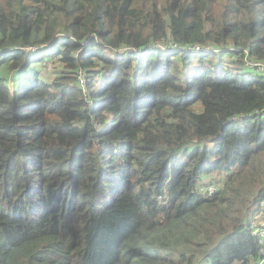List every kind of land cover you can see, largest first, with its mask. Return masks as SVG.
<instances>
[{
  "label": "trees",
  "instance_id": "16d2710c",
  "mask_svg": "<svg viewBox=\"0 0 264 264\" xmlns=\"http://www.w3.org/2000/svg\"><path fill=\"white\" fill-rule=\"evenodd\" d=\"M245 57L264 61V0H0V264L255 257L264 75Z\"/></svg>",
  "mask_w": 264,
  "mask_h": 264
},
{
  "label": "built area",
  "instance_id": "2783aa9c",
  "mask_svg": "<svg viewBox=\"0 0 264 264\" xmlns=\"http://www.w3.org/2000/svg\"><path fill=\"white\" fill-rule=\"evenodd\" d=\"M167 48H170L166 45ZM33 49V47H29ZM165 48V47H163ZM192 50L203 49L200 47H191ZM245 63L253 70L255 73H259L264 75V61L262 60H254L251 58L245 57ZM78 77L80 83L83 84L85 82L83 73L78 71ZM216 190V186L214 184H206L201 183L198 185V192L201 195H210L212 192ZM247 229L250 234L257 240L259 251L255 257H252L246 264H264V208H262L257 214L250 218L247 224ZM204 264H212L209 259L204 260Z\"/></svg>",
  "mask_w": 264,
  "mask_h": 264
},
{
  "label": "rangeland",
  "instance_id": "374dc122",
  "mask_svg": "<svg viewBox=\"0 0 264 264\" xmlns=\"http://www.w3.org/2000/svg\"><path fill=\"white\" fill-rule=\"evenodd\" d=\"M196 55L202 54L201 52H194ZM209 53V52H208ZM37 55V53L35 54ZM47 58V57H45ZM176 58H179L178 56ZM223 61L224 63H226V66L228 67L229 70H231V75H233L234 77H237L238 80H243V79H254L257 77V75L250 73L248 71H245L243 68V65H241L240 67H233V63L232 61L229 59L228 56H224L223 57ZM175 59V58H174ZM176 60V59H175ZM219 61V58L215 57L212 62L210 64H208V66L210 68H214L217 63ZM45 62V66H44V71L49 75H56V68L58 67V64H56L55 61H48V60H44ZM42 65V62L40 63ZM43 67V66H42ZM263 154H259L258 156H256L253 159L252 164L250 165L251 168V173H249V179L245 181V186L247 185H252V178L255 172H257L258 174H260V172L264 169V162L260 161V156H262ZM229 170H217V171H213L211 172L208 177H207V181H212L213 183L217 184L218 186L222 185L224 183V181L226 180L227 177V173ZM256 173V176L258 175ZM264 205V202L261 204V206ZM258 205L254 204L251 206V209H256ZM253 215V214H252ZM205 261L200 262V264H204Z\"/></svg>",
  "mask_w": 264,
  "mask_h": 264
}]
</instances>
